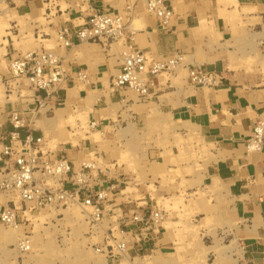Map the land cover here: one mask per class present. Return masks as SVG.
I'll return each mask as SVG.
<instances>
[{"label":"rangeland","instance_id":"374dc122","mask_svg":"<svg viewBox=\"0 0 264 264\" xmlns=\"http://www.w3.org/2000/svg\"><path fill=\"white\" fill-rule=\"evenodd\" d=\"M0 2L4 4L2 6L0 3V7L2 6L0 9V47L4 45L6 48V53H0L2 55L0 56L1 152L3 149L2 136L6 135L9 129L8 118L11 110L15 108L23 112L28 105L31 108L38 105L32 96L33 92L28 82L25 79L13 77L10 62L19 55L18 52L23 54L39 50L43 46L32 44L36 20L30 15L19 13L13 7L12 0H1ZM226 2L228 4L231 0ZM237 2V0H232V4L237 5ZM255 11H257L256 7L246 9V11L243 8L242 14L236 9L235 14L231 15L232 22H239L240 25L245 26L253 24L254 18L249 16L250 12L255 13ZM42 12L43 15L39 17L38 23L46 25L48 24L45 18L46 10L43 9ZM17 14L21 18L17 17ZM52 14H56L55 8ZM51 20L56 22L54 19ZM43 33L51 34L53 37L52 40L45 41V49H57L59 43L56 31L45 27L40 30L39 38H42ZM112 44L115 51L125 50L121 42ZM162 76L169 75L162 73ZM78 84L80 88H84L83 83ZM73 90L78 92L76 89ZM131 92L135 99L140 101L138 95ZM93 93L89 91L86 99L87 111H90ZM62 107L64 105H58L49 113H46V109H41L40 115L37 116L35 127L44 131L47 148L61 149L60 136L66 134L70 141L73 139L72 142L69 141L73 147L68 146V148L81 153L79 160L74 161L76 165L83 160H94L95 166L103 170L106 176L118 185L117 190L110 195L111 202L107 205L106 217L100 223L90 221L87 218L88 215L84 218L80 215L82 221L79 213L76 214L77 209L83 211L78 205L51 210L34 209L30 213H24L27 208L25 204H22L19 223L7 226L0 222V264L231 263L232 255L229 257L227 252L233 247L238 248V242L231 235L234 224L228 216V198L223 185L216 178L207 177L206 163L210 161V157L206 156L207 153L202 149L201 140L187 122L175 121L160 112L158 108L153 107L150 108L149 113H146V118L138 123L132 119L133 114L124 103L118 102L111 104L110 109L103 115L109 119L102 126L91 127L88 117L86 124L82 126H85L89 138L82 139V134L77 127H73L70 123L66 124L65 121V123L62 122V119L50 124L48 116H53L56 110ZM78 109L75 110L78 111ZM133 111L139 112L140 109L133 108ZM75 112L74 110L66 111L70 114ZM44 121L47 126L49 125L47 129ZM40 122L45 126H38ZM97 130L102 131V134H98L102 136V140L97 141L93 138V133H90ZM49 138L56 140L57 146L51 143ZM8 201L17 203V195L0 191V209L6 207ZM140 202L141 205L158 206L163 209L166 218L161 234L163 239L157 243L156 247L144 246L139 251L130 246L125 252L133 260L135 257H140L132 263L124 259L126 256L124 253L112 256L106 251L104 245L110 230H114V236L117 238L109 240L110 243L115 245L121 241L123 235L117 227L119 215L123 207L134 209L135 205ZM16 205L21 206L19 201ZM120 207L122 209H118ZM44 214L48 217L45 218ZM42 215L45 219H42ZM102 224L105 230L100 232ZM112 224H116V227H111ZM8 230L9 232L19 230L21 238L18 235L8 238ZM94 230L99 232L95 233ZM27 238L30 249L21 251L18 248L19 243ZM225 244L228 245L227 248ZM216 246L218 250H215ZM219 249L226 251L220 252L223 259L220 254H216V252L219 253Z\"/></svg>","mask_w":264,"mask_h":264},{"label":"crops","instance_id":"0c3cea01","mask_svg":"<svg viewBox=\"0 0 264 264\" xmlns=\"http://www.w3.org/2000/svg\"><path fill=\"white\" fill-rule=\"evenodd\" d=\"M226 1L173 0L175 16L167 29L161 28L145 10V0H93L88 6L81 0H12V5L36 20L32 44L43 47L35 51L45 49V41L53 39L47 33L39 38L45 27L57 32L64 24L83 22L94 11H122L134 5V27L139 32L133 47L146 51L155 60L177 51L184 54L178 70L167 77L158 74L153 78L149 94L145 98L138 96L143 102L139 103L130 90L112 87V79L123 62V51L113 50L112 43L86 42L72 48L58 45L51 50L63 58L69 78L75 81L61 91L65 99L62 109L75 112L88 108L86 99L93 91L88 117L97 127L109 119L103 115L111 104L118 102L124 103L138 123L153 107L175 121L187 122L210 157L207 177L216 178L228 198V216L234 224L231 235L238 242V248L227 252L229 257L232 255L230 264H264V139L257 150L248 146L253 126L264 112V0H237L238 6L232 0L228 4ZM244 6L256 7L257 11L249 16L254 18L253 24L232 22L231 15L236 9L242 13ZM53 8L56 14H52ZM43 9L46 25L38 23ZM191 65L221 73L222 83L216 87L192 85L187 72ZM80 68L88 73L87 81L76 79L75 72ZM78 83H83L84 88ZM71 89L78 90L77 95H72ZM49 106L57 107L54 100ZM133 108L140 111L134 112ZM34 134L44 136V131L39 128ZM60 137L68 158L78 161L81 153L68 148L73 146L64 142L69 139L66 134ZM161 239L160 235L150 247H156Z\"/></svg>","mask_w":264,"mask_h":264},{"label":"built area","instance_id":"2783aa9c","mask_svg":"<svg viewBox=\"0 0 264 264\" xmlns=\"http://www.w3.org/2000/svg\"><path fill=\"white\" fill-rule=\"evenodd\" d=\"M92 1L81 0V3L91 5ZM172 1L145 0V10L157 19L161 28L167 29L174 19ZM134 20V5H127L122 11L112 8L94 11L83 22L60 26L56 32L57 42L63 48L86 42L123 43L122 66L112 79V87L127 89L145 98L154 85L153 78L158 74L175 72L183 64L184 54L177 51L155 60L146 51L133 47L132 42L139 32L134 27ZM10 70L13 77L28 82L38 105L33 108L28 105L23 112L14 108L9 113V129L2 136L3 149L0 152V191L17 195L21 206L8 201L6 207L0 209V222L7 226L19 223L20 210L25 204L27 210L24 213L74 205L90 208L87 218L100 223L106 217L110 195L118 185L95 166L94 160H83L76 165L68 158L65 148L48 149L44 136L34 134L39 129L35 123L41 109H46V113L54 109L49 106L51 100L57 106L64 105L61 91L69 82H75L74 77L69 78L63 58L51 49L28 51L11 60ZM75 74L78 81L88 80L84 69H78ZM188 79L195 86L216 87L222 83L223 76L191 65ZM90 126L97 127L96 122L90 121ZM263 139L264 112L253 126L248 146L257 150ZM165 218V211L158 206L148 207L140 202L134 209L123 207L117 226L123 238L115 245L111 244L109 240L117 238L114 230H110L104 245L106 251L115 256L125 253L130 246L139 251L144 246H154L164 229ZM18 248L29 251L28 238L21 241Z\"/></svg>","mask_w":264,"mask_h":264},{"label":"bare ground","instance_id":"6f19581e","mask_svg":"<svg viewBox=\"0 0 264 264\" xmlns=\"http://www.w3.org/2000/svg\"><path fill=\"white\" fill-rule=\"evenodd\" d=\"M1 1V0H0ZM1 3V2H0ZM2 4V3H1ZM0 4V5H1ZM237 4H238V2H237ZM4 4H2V6H3ZM236 5V4H235ZM1 6V7H2ZM1 7H0V9H1ZM245 10L247 9V10H249L250 8L249 7H245L244 8ZM17 17H20V15H18L17 14ZM21 18V17H20ZM44 18V17H43ZM42 18V19H43ZM24 25V24H23ZM28 33V32H27ZM29 34V33H28ZM31 34V33H30ZM27 36V35H26ZM29 36V35H28ZM30 37V36H29ZM5 39V38H4ZM90 43V42H89ZM6 44V43H5ZM7 45V44H6ZM113 45V44H112ZM232 46V45H231ZM113 47V46H112ZM0 53H6V48L4 47V45L2 46V47H0ZM258 55V54H257ZM0 56H2L1 54H0ZM254 59H255V57H253ZM252 59V58H251ZM258 59V58H257ZM252 61H253V59H252ZM251 67V66H250ZM2 85V84H1ZM1 87V86H0ZM1 89V88H0ZM3 89V88H2ZM71 93H72V95H77V93L78 92H76V91H74L73 89H71ZM4 95V94H3ZM13 95V94H12ZM2 96V95H1ZM14 98V97H13ZM12 98V99H13ZM2 99V98H1ZM3 99H4V96H3ZM6 99V98H5ZM1 102H2V100H0ZM3 104H4V101H3ZM88 112L89 111H87V109H81V108H79L78 109V111H76L75 113H66V112H64V109H57L56 110V112H55V114L53 115V116H51V117H49L48 116V119L50 120V124H52L53 122L55 123H57L58 122V120H61L62 122H66V124L67 123H70L73 127H77V130L82 134H80L81 135V138L82 139H88L89 138V135L86 133L87 132V130H85V126H82V125H85L86 124V121H87V119H88ZM47 115V114H46ZM83 115H84V117H83ZM49 122V121H48ZM62 122H61V124H62ZM64 122V123H65ZM37 123V122H36ZM41 123V122H40ZM39 123V125L38 126H42V127H44L47 123H45V121L43 122V123H45V125L43 126V124L41 123L40 124ZM58 125V124H57ZM35 126H37V125H35ZM60 126V125H59ZM47 127H49V125L47 126L46 125V129H47ZM54 128V127H53ZM45 130V129H44ZM102 131L101 130H97V131H95V132H90V133H93V138L94 139H96L97 141H98V139L99 140H102L103 138H102V136H100V135H98L99 133H101ZM102 134V133H101ZM90 136H92V135H90ZM49 140H50V142L51 143H53L54 145H56L57 146V144L58 143H56V140H52V139H50L49 138ZM52 140V141H51ZM70 141V138L69 139H66L64 142H68V143H70V142H72L73 141V139H71V141ZM104 141V140H103ZM60 144V143H59ZM75 144V143H74ZM73 145V144H72ZM55 146V147H56ZM60 145H58V147H59ZM47 147V146H46ZM17 203H18V197H17ZM74 207V206H73ZM78 207V206H77ZM79 208V207H78ZM74 209V208H73ZM80 209V208H79ZM83 209V211L82 210H78L77 209V213L76 214H78L79 215V217H86L87 215H88V213L90 212V208L88 209V208H86V209H84V208H82ZM89 210V211H88ZM76 211H74V213H75ZM85 212V213H84ZM52 213H54V212H52ZM45 215V214H44ZM44 215H42V219H45V218H47L48 216H46L45 218H43L44 217ZM81 215V216H80ZM49 216H50V214H49ZM55 216V215H54ZM51 217V216H50ZM79 217H77V218H79ZM82 217H81V220H82ZM41 218V217H40ZM83 221V220H82ZM81 221V222H82ZM37 224V223H36ZM111 227H116V224H112V225H110ZM15 227H17V226H15ZM13 228H14V226H13ZM13 228H11L10 227V229H13ZM19 229H20V227H19ZM95 229V228H94ZM37 230V229H36ZM102 230H105V227H104V225L102 224L101 225V230H99L100 232L102 231ZM95 231V233H98V232H96V230H94ZM7 232H9V230L7 231ZM22 232V231H21ZM4 233H6V232H4ZM20 231L19 230H12L11 232H9L8 233V238H11V237H13L14 238V236H16V235H18V236H20ZM22 234V233H21ZM3 236V235H2ZM18 236H17V238H18ZM20 238H21V236H20ZM22 238H24V235L22 234ZM5 240V239H4ZM6 243V242H5ZM20 244V243H19ZM225 248H227L228 247V245H226L225 244ZM224 248V249H225ZM214 249H215V247H214ZM213 249V250H214ZM215 250H218V246H216V249ZM214 250V251H215ZM223 252V251H225V250H221V249H219V253H217L216 252V254H220V252ZM226 252V251H225ZM224 253V252H223ZM125 254V253H124ZM126 255V254H125ZM129 255V254H128ZM128 255H126L125 256V258L124 259H126V260H128V261H130V262H132V263H134V260L135 259H139L138 257H135L134 258V260H133V258H131V257H129ZM221 255V254H220ZM227 255H228V253H227ZM219 256V255H218ZM225 256V255H224ZM150 257V256H149ZM228 257V256H227ZM219 258V257H218ZM221 258L223 259L224 257H222V255H221ZM221 258H219L220 260H221ZM229 258V257H228ZM230 259V258H229ZM226 260V259H225ZM125 261V260H124ZM229 262V261H228ZM215 263H216V261H215ZM212 264V263H211ZM220 264V263H219Z\"/></svg>","mask_w":264,"mask_h":264}]
</instances>
